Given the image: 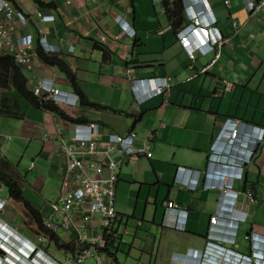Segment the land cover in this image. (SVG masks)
Masks as SVG:
<instances>
[{"label": "crops", "instance_id": "obj_1", "mask_svg": "<svg viewBox=\"0 0 264 264\" xmlns=\"http://www.w3.org/2000/svg\"><path fill=\"white\" fill-rule=\"evenodd\" d=\"M207 3L227 42L218 60L206 72L189 80L194 71L213 59L214 53L197 52L194 68L190 66L192 61L178 37V31L191 21L183 0H15L16 7L29 18L27 25L18 26L16 36L32 33L36 47L45 36L50 47H60V52H45L59 55L73 69L91 100L115 109L83 105V119L99 122L104 132L134 130L138 134L137 144L153 133L152 157H125L119 169L115 199V229L119 238L110 242V251H105L111 264H169L174 255L187 260L191 251L204 249L220 190L207 189L202 178L194 189L183 186L178 169H206L211 147L229 117L241 120L248 129L254 125L264 127V8L252 15L246 0ZM39 9H48L54 19H41ZM122 16L131 25L130 31L121 26L118 19ZM168 26L164 33H158ZM37 58L33 72L26 74L28 79H52L55 86L76 92L58 66ZM128 67L135 69L136 78L168 77L172 83L170 93L140 103L128 78ZM4 82L1 81L4 91L0 93V132H9L12 138L8 140L26 135L33 170L37 157L47 153L50 166L47 174L36 170L37 179L30 183L34 189L41 182L43 191L45 183L57 173L61 183L65 155L54 135L57 127H63L64 135H69V126L50 110L19 94L11 77ZM45 133L50 135L47 140ZM15 142L16 139L12 144ZM0 159H4L2 164L23 187L25 179L13 170L6 157L0 155ZM235 184L238 189H251L256 198L240 235L245 236L249 227L264 232V144L255 160L244 163V181L236 180ZM0 187L4 202L0 220L8 224L5 235L12 237L8 242L19 249L17 236L9 233L16 229L30 243L39 244L41 230L35 218L9 195L2 182ZM168 201H175L187 213L181 212L177 219L167 208ZM244 207L242 204L241 208ZM185 217L186 228H176L177 221ZM67 233L69 238L63 240L72 243V235ZM244 236L235 243H222L248 253L251 247ZM50 251L57 259L51 247ZM14 256L26 262L31 258L22 256L19 250ZM7 260L14 262V257L8 256ZM94 263L90 258L85 264Z\"/></svg>", "mask_w": 264, "mask_h": 264}, {"label": "built area", "instance_id": "obj_2", "mask_svg": "<svg viewBox=\"0 0 264 264\" xmlns=\"http://www.w3.org/2000/svg\"><path fill=\"white\" fill-rule=\"evenodd\" d=\"M196 1L195 9L185 7L191 21L178 31V37L192 61V68L197 52H213L214 57L203 68L194 71L188 77L189 80L199 73L206 72L221 56L222 47L227 42V38L216 26L217 19L212 15V11L208 6L202 7L201 2L205 0ZM225 2L230 4V0ZM246 7L250 14H258L264 8V0H246ZM37 14L43 20L54 19L48 9H39ZM118 20L126 30L132 29L126 17H119ZM28 22V16L16 7L15 0H0V54L12 56L17 64L25 69L26 74L30 75L39 56L38 47L34 44L32 33L23 37H17L15 34L20 24L27 25ZM169 27L159 29L158 33H164ZM40 45L44 51L60 52V47H50L45 36L40 38ZM67 47L72 48L69 45ZM127 75L140 103L159 94L170 93L172 89L168 77L136 78L135 69L132 67L127 68ZM28 82L29 89L40 102L53 104L66 115L51 111L70 128L69 135H64V128L57 127L54 135L65 155L66 166L59 192L50 203L51 212L43 217V227L57 234L60 229L71 233L72 243L75 244L74 253L70 258L71 264H85L90 258L95 261L94 264H111L110 257L105 256V249L112 240L119 238L115 229L119 169L125 157H152L150 140L153 133L150 132L141 144H137L138 134L134 130L128 133L104 132L99 122L85 120L80 116L83 105H71L68 91L55 86L52 79L30 76ZM141 83L149 87L145 94L137 93ZM230 85L227 83L229 88ZM3 86L0 81V93L4 91ZM49 136L45 133L43 137L47 140ZM10 138V134L0 132V145ZM263 144L264 127L254 125L248 129L241 120L229 117L211 147L206 169L193 171L179 167L178 178L183 186L194 189L200 178L209 175L211 178L208 181L205 179L204 187L220 190V199L216 212L210 218L204 249L191 251L187 260L174 255L169 264H264V232L260 233L258 229L249 227L245 236L240 235L246 223V214L256 201L255 195L251 189H238L235 184L236 180L244 181V163L255 160L256 152ZM214 173H218V177L222 179L214 181ZM3 203H0V207ZM165 204L176 214L177 219L181 212L187 213V209L181 208L175 201ZM242 204L245 205L244 208H241ZM186 217L178 220L175 227L184 230ZM221 218H224V225ZM4 225L8 227L6 222ZM13 233L19 240V249L12 247L8 242L12 237L3 234L0 228V249L4 252L0 253V264H5L8 256H14L17 250L22 256H31V259L37 262L43 260V264H46L47 258L54 261L49 264H63L51 253L48 234L41 232L38 237L41 244H32L16 229ZM241 236H244L243 240L251 247L248 253L236 251L222 243L223 240L232 243L241 241Z\"/></svg>", "mask_w": 264, "mask_h": 264}, {"label": "trees", "instance_id": "obj_3", "mask_svg": "<svg viewBox=\"0 0 264 264\" xmlns=\"http://www.w3.org/2000/svg\"><path fill=\"white\" fill-rule=\"evenodd\" d=\"M38 55L40 57V60L46 62L49 65L58 66L60 70L65 73L71 86L79 94V102L81 105L94 107L96 109H110L115 111L114 108L108 105H104L97 101L91 100L80 85L76 73L59 55L49 54L45 52L40 44L38 45ZM10 77L12 79L14 88L19 92V94H21L32 104L63 115V113L60 112V109L57 106L45 102H40L38 97L28 87V77L26 75L25 69L21 65L17 64L12 56L0 54V80L2 81V83L6 84L4 81H6L7 78ZM261 148L257 150L256 154L259 153ZM4 166L5 163L2 164L0 162V182H2L7 187L9 195L15 201L23 204L25 208L30 211L32 216L35 218L41 232L49 235L51 245H55L58 249L65 250L67 253L73 254L75 250V244L66 242L57 233L49 232L43 227V216L41 212L37 210L28 200L25 199V197L23 196L22 183L12 173L5 169ZM105 250L110 251L109 248H106Z\"/></svg>", "mask_w": 264, "mask_h": 264}, {"label": "rangeland", "instance_id": "obj_4", "mask_svg": "<svg viewBox=\"0 0 264 264\" xmlns=\"http://www.w3.org/2000/svg\"><path fill=\"white\" fill-rule=\"evenodd\" d=\"M9 133V132H8ZM26 135L19 136V138H15L16 142L12 144L15 140H8L2 143V149L0 150V155L2 157H6L8 164L11 165L13 170H15L18 174L22 176V179H25L23 182V196L27 200H31L34 207L39 209L43 216L48 215L51 212V201L55 199L54 193L57 189H59L60 181H58V174H55L53 177L49 178V180L43 186V191H40L42 187L41 182L36 184L37 190L34 189L33 185L30 183L32 180L38 175L36 170H40L42 173L47 174L46 169L50 166V160L47 157V153L42 156L41 158L36 159L37 167L36 169H32L33 160H31L32 155L28 150V141L25 137ZM12 138V136H11ZM10 138V139H11ZM3 154V155H2ZM35 161V162H36ZM5 169H8L7 166H4ZM34 182V181H33ZM6 191H8L7 187L5 186ZM28 212V210H27ZM30 214V212H28ZM36 227V226H34ZM58 234L61 236L62 239H68L69 235L67 231L60 229ZM38 243L41 242L38 240ZM18 248V247H17ZM51 249L55 251L57 259L61 261L63 264H71L70 258L72 257L71 253H66L65 250L58 249L55 245H51ZM52 253V252H51Z\"/></svg>", "mask_w": 264, "mask_h": 264}, {"label": "clouds", "instance_id": "obj_5", "mask_svg": "<svg viewBox=\"0 0 264 264\" xmlns=\"http://www.w3.org/2000/svg\"><path fill=\"white\" fill-rule=\"evenodd\" d=\"M201 5H202V7H205L206 8L208 6L207 0H205L204 2H201ZM195 6H197V1L196 0H189V1L184 2V7L188 8L190 10H191V8L195 9ZM148 89H149V87H148L147 84L141 83L140 86H138L137 93L145 94ZM68 93L70 94V101H71L70 104L71 105H80V102H79V94L77 92H70V91H68ZM134 93H136V92H134ZM214 174H215V176H213V178H212L214 181H217V180H221L222 179L221 177H218V176H220L218 173H214ZM210 178L211 177L209 175H206V177H204L202 179L204 181H205V179H207V181H208ZM2 202H3V197L0 195V203H2ZM4 224H5V222L3 223V221L0 220V228H1V232L3 234H5V232L7 230L6 229L7 226L4 225ZM11 230H9V233H10ZM11 232H13V231H11ZM14 234L15 233H13V235ZM14 236H16V235H14ZM24 239L26 241L31 242L27 238H24ZM10 257H14V262H11V261L6 260L5 264H43L44 263L43 260H41L43 262L42 263L40 261L37 262L35 259L29 258L30 260H28L26 262V260H24V259L23 260H19V257H17V256L10 255ZM49 263H54V261H52V260H50V259L47 258L46 259V264H49Z\"/></svg>", "mask_w": 264, "mask_h": 264}, {"label": "water", "instance_id": "obj_6", "mask_svg": "<svg viewBox=\"0 0 264 264\" xmlns=\"http://www.w3.org/2000/svg\"><path fill=\"white\" fill-rule=\"evenodd\" d=\"M3 160H4V159H0V162L2 163V162H3ZM0 252H1V250H0Z\"/></svg>", "mask_w": 264, "mask_h": 264}]
</instances>
